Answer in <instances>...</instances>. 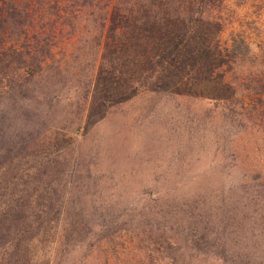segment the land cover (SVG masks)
Here are the masks:
<instances>
[{
	"label": "rangeland",
	"instance_id": "obj_1",
	"mask_svg": "<svg viewBox=\"0 0 264 264\" xmlns=\"http://www.w3.org/2000/svg\"><path fill=\"white\" fill-rule=\"evenodd\" d=\"M259 1L197 0L203 10L197 24L212 28L207 39L214 61L208 76L204 64L166 79L153 73L155 68H137L127 73L125 85L117 78L105 81L113 94L131 90L125 92L131 99L91 114L88 102L79 123L74 110L84 103L90 64L99 57L82 39L56 51V58L68 61L59 74L67 81L63 88L52 86L58 91L51 106L45 95L31 99L27 92L0 98V245L26 226L27 238L40 232L33 253L45 256L33 264H51V231L65 226L67 212L70 218L78 213L64 200L80 197L85 184H97L108 208L99 217L100 198L86 197L79 217L93 214V233L105 224L110 247L123 251L120 260L131 262L143 258V249L163 245L136 234L145 225L144 203L188 198L220 186L264 199V10ZM61 135L71 143L69 162L52 169V141ZM164 256L162 250L155 259L163 262Z\"/></svg>",
	"mask_w": 264,
	"mask_h": 264
},
{
	"label": "trees",
	"instance_id": "obj_2",
	"mask_svg": "<svg viewBox=\"0 0 264 264\" xmlns=\"http://www.w3.org/2000/svg\"><path fill=\"white\" fill-rule=\"evenodd\" d=\"M202 14L197 0H0V98L27 92L31 99L45 95L51 106L53 92L58 91H51L52 86L63 88L67 81L59 74L68 68V61L56 58V51L64 52L65 46L82 39L86 49L99 57L90 64L84 103L74 110L79 123L88 102L91 114L131 99V93L125 94L131 90L113 94L106 82L117 78L125 85L127 73L137 68H155L153 73L161 72L158 77L166 79L204 64L203 75L208 76L214 61L207 39L212 28L197 24ZM198 37L200 44L195 42ZM70 144L65 135L53 138L52 169L69 162ZM208 189L188 198L161 197L144 203L140 214L145 225L136 234L163 245L143 249V258L131 262L120 260L118 253L123 251L110 247L105 224L98 223L101 232L93 233V214L79 217L86 211L82 202L86 197L92 202L100 198L99 217L108 208L97 184H85L80 197L64 200L65 207L73 203L80 215L70 218L67 212L65 226L51 231L47 257L51 264H264V199L235 195L225 186ZM58 210L60 215L61 205ZM3 223L0 219V239ZM27 229L14 232L7 245H0V264H33L45 257L33 253L40 232L27 238ZM162 250L163 262L155 259Z\"/></svg>",
	"mask_w": 264,
	"mask_h": 264
},
{
	"label": "built area",
	"instance_id": "obj_3",
	"mask_svg": "<svg viewBox=\"0 0 264 264\" xmlns=\"http://www.w3.org/2000/svg\"><path fill=\"white\" fill-rule=\"evenodd\" d=\"M259 3H260L261 7H262L263 10H264V0H260Z\"/></svg>",
	"mask_w": 264,
	"mask_h": 264
}]
</instances>
